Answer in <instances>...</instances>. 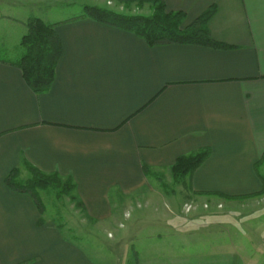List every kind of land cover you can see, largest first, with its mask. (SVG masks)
I'll list each match as a JSON object with an SVG mask.
<instances>
[{
    "label": "crops",
    "instance_id": "1",
    "mask_svg": "<svg viewBox=\"0 0 264 264\" xmlns=\"http://www.w3.org/2000/svg\"><path fill=\"white\" fill-rule=\"evenodd\" d=\"M164 2L186 13L184 27L213 9L209 35L224 47H150L83 13L56 23L63 52L48 92L32 91L16 59L0 60V264H96L45 214L41 195L40 205L8 186L14 170L29 178L23 162L71 180L90 222L105 229L123 228L151 180L203 148L211 155L188 185L199 209L264 200V0ZM149 205L154 223L174 222ZM249 230L264 259V222ZM224 248L200 264H260Z\"/></svg>",
    "mask_w": 264,
    "mask_h": 264
},
{
    "label": "rangeland",
    "instance_id": "2",
    "mask_svg": "<svg viewBox=\"0 0 264 264\" xmlns=\"http://www.w3.org/2000/svg\"><path fill=\"white\" fill-rule=\"evenodd\" d=\"M85 6L129 15H150L153 11L149 1L0 0V60H17L21 55V39L28 33L30 18L55 24L81 16ZM259 172L264 175V165ZM189 182L188 177L185 184L184 181L176 182L171 172L151 180V196L142 198L140 208L139 203L133 202L136 211L130 210L127 217H134L126 220L119 229L92 224L69 196L58 197L55 190L40 192V195L45 214L54 219L66 236L78 239L96 264H136L135 259L139 264H200L214 255L220 243L225 246V251L244 248L248 251L247 259L264 264V259L256 256L249 230L250 227L257 229L264 222V200L237 203L234 205L238 209L231 211H205L198 208L199 204L190 194ZM151 201L160 209H168V215H174L172 227L162 221L154 223L150 217L154 213L144 208L150 206ZM172 208L174 214L169 212ZM162 214L159 211V216Z\"/></svg>",
    "mask_w": 264,
    "mask_h": 264
},
{
    "label": "trees",
    "instance_id": "3",
    "mask_svg": "<svg viewBox=\"0 0 264 264\" xmlns=\"http://www.w3.org/2000/svg\"><path fill=\"white\" fill-rule=\"evenodd\" d=\"M132 1V0H127ZM140 3L149 1L153 6L150 15H129L98 6H85L83 18L135 34L150 47L169 44H196L213 48L224 47L210 38L207 23L213 14L208 10L197 20L184 27L186 13L181 11L168 12L164 0H133ZM56 23H46L40 18H30L27 22L28 33L21 39L22 53L15 62L23 74L27 85L36 94L48 92L56 78V69L62 57V42L56 33ZM211 149L203 148L192 154L180 156L171 168L176 182H182L193 174L209 159ZM28 170L29 178L21 179L20 170H14L7 179L12 190L28 194L38 204L41 203L40 192L55 190L57 196H69L80 210L82 204L73 195L75 185L71 180H62L59 175H47L27 162L22 166ZM149 175L147 168H144ZM43 222L40 221V225ZM62 229V228H61ZM135 263L138 260L135 259Z\"/></svg>",
    "mask_w": 264,
    "mask_h": 264
}]
</instances>
